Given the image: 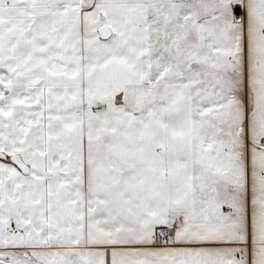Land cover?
<instances>
[{"label":"snow or ice","instance_id":"snow-or-ice-1","mask_svg":"<svg viewBox=\"0 0 264 264\" xmlns=\"http://www.w3.org/2000/svg\"><path fill=\"white\" fill-rule=\"evenodd\" d=\"M0 264H264V0H0Z\"/></svg>","mask_w":264,"mask_h":264}]
</instances>
